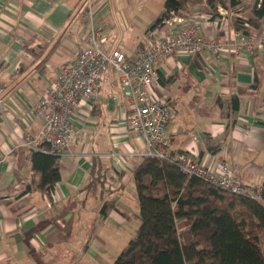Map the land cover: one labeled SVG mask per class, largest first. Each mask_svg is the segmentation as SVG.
Masks as SVG:
<instances>
[{"label": "crops", "instance_id": "crops-1", "mask_svg": "<svg viewBox=\"0 0 264 264\" xmlns=\"http://www.w3.org/2000/svg\"><path fill=\"white\" fill-rule=\"evenodd\" d=\"M106 1L94 15L106 32L103 49L135 56L151 43L150 27L163 8L154 20L147 6L146 13L131 15L136 0ZM112 1H126L125 24L119 16L112 17L111 5L109 12L107 3ZM256 1L239 0L236 10L218 5L227 11L228 24L221 29L220 14L211 16L208 28L215 39L227 44L236 32L232 17L247 15ZM81 3L0 0V264H61V259L64 264H90L86 260L98 261L111 248L118 254L140 223L132 173L144 147L119 110L113 74L104 75L95 102H81L80 132L59 157L60 180L53 191L23 193L32 174L30 150L17 140L40 130L41 116L29 109L60 66L76 56L89 26L80 16ZM196 9L190 14L210 15ZM153 32L160 34L161 29ZM249 36L261 39L264 24L249 29ZM216 69L211 73L196 55L178 54L158 63L156 92L173 111L167 126L168 150L190 152L204 164L220 158L236 170L242 184L259 187L264 183V50H244L241 58L225 52ZM171 76L172 82L162 84ZM234 96L239 97L236 110ZM104 202L115 209L102 219Z\"/></svg>", "mask_w": 264, "mask_h": 264}, {"label": "built area", "instance_id": "built-area-1", "mask_svg": "<svg viewBox=\"0 0 264 264\" xmlns=\"http://www.w3.org/2000/svg\"><path fill=\"white\" fill-rule=\"evenodd\" d=\"M85 4L87 9L92 8V0H85ZM217 12L222 20L219 26L226 29L227 11L217 7ZM210 20L208 14L184 16L171 12L156 27L161 33L155 34L151 29V43L135 56L127 57L120 50L107 52L103 49L106 32L102 24L91 17L76 56L60 66L43 96L29 109L31 114L41 116L40 130L33 136L17 140V145L60 156L80 132L77 111L81 102H95L101 80L111 71L119 86V110L130 133L142 141V157L168 159L172 156L182 173L230 193L262 201L260 187L249 188L242 184L236 170L222 159L213 157L204 164L190 152L171 155L168 150L167 126L173 111L167 100L156 92L158 63L178 54L196 55L204 59L206 69L212 73L216 72V64L225 52L241 58L244 50H264V36L253 40L241 31L233 32L227 44H221L208 28ZM243 27L252 29L246 22ZM114 100H118L116 96ZM117 156L119 159L120 154ZM117 161L120 165V159Z\"/></svg>", "mask_w": 264, "mask_h": 264}, {"label": "trees", "instance_id": "trees-1", "mask_svg": "<svg viewBox=\"0 0 264 264\" xmlns=\"http://www.w3.org/2000/svg\"><path fill=\"white\" fill-rule=\"evenodd\" d=\"M218 5L236 10L240 2L164 0L163 12L150 29L158 27L171 12L189 16L196 6L198 13L217 18ZM84 8L82 0L80 11ZM245 22L252 29L264 24V0L249 7L244 18L234 17L232 27L249 35V29L243 27ZM172 80L173 76L162 84ZM238 101L239 97H232V110L238 108ZM29 156L32 174L23 193L48 195L60 180V156L40 150H30ZM132 183L140 223L135 237L112 264H264V183L259 186L262 201L233 194L182 173L172 156L143 157L133 169ZM111 209H115L113 204H102V219Z\"/></svg>", "mask_w": 264, "mask_h": 264}, {"label": "rangeland", "instance_id": "rangeland-1", "mask_svg": "<svg viewBox=\"0 0 264 264\" xmlns=\"http://www.w3.org/2000/svg\"><path fill=\"white\" fill-rule=\"evenodd\" d=\"M102 2H103V4H106L107 1L106 0H92V5H91L92 8L90 10L87 8H84V10L80 11V16H82L85 23L89 22V19L96 14V7ZM135 2H136V4L130 8V12H131L132 16H134L137 12L140 13V15H141L143 10L145 11V9L147 7H149L152 14L154 13L153 19L155 20L163 8L164 0H136ZM122 4H126V1L125 2L124 1H112L111 4H109V2H108L107 7L109 10L110 5H111L110 9H111V13L113 14L112 17H118L119 16L121 18L122 23L125 24V21H124L125 19L123 18V7L124 6ZM139 5H140V8H139ZM143 6H145V7H143ZM154 8H155V12H153ZM109 12H110V10H109ZM145 13H146V11H145ZM245 16L238 14V16H236V17L244 18ZM232 18H234V17H232ZM107 75H111V71H109L106 74V76ZM135 235H136V233L134 234L133 238L135 237ZM129 241L130 240L123 242L122 246H120L119 249H122L123 246L126 247V245L128 244ZM120 242L122 243V241H120ZM120 242H118V243H120ZM118 243L115 244L116 247H118ZM75 244L78 245L77 242H75ZM261 247L264 251V239H262ZM97 252H99V251H97ZM119 252H118V254H119ZM118 254L116 251L112 250V248H111L109 250V253L105 254L98 261H95V260H86V261L90 264H112L113 261L116 259ZM48 264H60V263L51 261ZM61 264H64L62 259H61Z\"/></svg>", "mask_w": 264, "mask_h": 264}, {"label": "water", "instance_id": "water-1", "mask_svg": "<svg viewBox=\"0 0 264 264\" xmlns=\"http://www.w3.org/2000/svg\"><path fill=\"white\" fill-rule=\"evenodd\" d=\"M152 26V25H151Z\"/></svg>", "mask_w": 264, "mask_h": 264}]
</instances>
